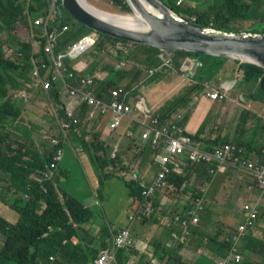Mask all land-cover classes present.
Instances as JSON below:
<instances>
[{
	"label": "trees",
	"instance_id": "1",
	"mask_svg": "<svg viewBox=\"0 0 264 264\" xmlns=\"http://www.w3.org/2000/svg\"><path fill=\"white\" fill-rule=\"evenodd\" d=\"M105 1L109 3V10L130 12L125 0ZM159 1L166 7L180 13H188L193 8H197L198 17L195 18V21L192 22V19L187 20L196 24V26L213 27L215 30L228 32L264 33V0H189L194 3V6L189 9L178 8L182 0L180 2L179 0ZM49 3L50 0H30L28 4L22 5L19 0H0V36L4 35V39H0V49L3 44H10L12 41H16L17 46L14 48V52L20 64L18 65L14 60L3 59L0 54V201L11 209L15 205L19 214L18 220L13 223L0 218V235L2 236L0 264H86L87 258H90L91 264H95L93 261L101 248L110 252L114 250L112 245H108L111 243L113 235L117 234V230L112 226L109 229L101 230L104 222L100 220V233H97L95 237L87 236V242H93L97 247L94 244L89 245L92 248L81 254L83 245L81 243L78 245L73 244L71 238L78 236L77 229L82 225H91L94 221L98 222V216L93 214L88 208H83L79 202L67 196L64 192H62V195L61 193L59 194V188L55 185L53 177L49 176L38 182L42 178L40 171L44 169V164L49 161V158L40 156L31 145H27L24 137L17 133L19 128L15 127L13 129V123L19 115L20 107L23 108L24 106L23 103L19 102V97L21 93H24L26 97L30 98L31 88L23 84L24 81L20 79L9 78L7 75L12 71L11 68L17 71L20 78L23 72L29 71L32 67L31 61L38 59L36 68H40L43 64L46 73L53 71V67L48 63L45 55L42 56L39 52H33L32 50V30L28 25L32 24L33 20L28 23L27 18L30 14L44 15L48 10ZM245 21L253 22L249 28L241 29L235 27V24ZM64 23L70 26V30L63 34V38H59L55 52L62 51L66 44L74 40L77 35V32H75L74 36L69 37V34L73 31L71 24L68 20H62L61 24ZM81 26L84 27L83 24ZM18 27L25 29L17 32L16 28ZM17 36H19V39ZM108 43L113 48L115 43L124 45L127 42L119 39H115V41L105 39L98 41L94 47L99 52L102 49L108 50ZM162 51V49L155 46L137 43L131 44L127 48L121 47L116 50V53L120 59L125 56L131 62L137 60L141 63L148 56H157ZM173 52L179 56H189L197 59L202 63V67L196 77H191V80L180 91L171 96L163 108L157 111L156 114L160 119H168L177 110L188 107L193 95L199 94L203 90L205 83L215 80L216 70L220 71L219 63L223 60L220 57L210 55H199L184 51ZM208 59L209 61H207ZM150 61L152 62L153 59H150ZM64 62L70 68L68 60ZM236 62L239 63L238 61ZM120 63L117 67L105 65L102 67L104 75L102 73L100 75L95 74V77L93 76L97 91L105 100L109 98L111 91L118 87L119 82L129 72V70H122ZM239 64L243 67L237 71L239 75L237 82L251 86L252 90L248 88L249 90L246 92L248 93L247 97L250 99L249 103L245 105L240 102L242 107L234 118L236 122L235 132L222 135L220 125H213V114L215 111L219 112L223 103L212 101L209 115L204 119L194 138L198 140V136L202 133L205 125L210 123L211 141L204 142V144L211 146L228 143H234L238 146L246 145L245 149L249 153L254 151L257 155L262 156L264 155V69L250 64ZM93 73L94 70L90 69L89 74L92 75ZM32 75L30 81L36 82ZM25 80L28 81V78H25ZM214 86L217 87V85ZM8 88H13L15 91L16 100L13 103L3 100ZM251 121H255L254 129L251 133L254 135V139L251 142L244 143L242 138L247 132L245 126ZM11 129L13 131H10ZM260 137L263 140L261 144L259 143ZM88 156L93 164L100 167H102L99 161L100 158L103 159L104 166L120 165L122 163L118 155H116L115 159H111L100 149L94 150L92 154L88 152ZM149 156L150 154L146 153L140 155L139 158L146 160ZM228 177H230V171L227 168H223L219 172L217 180H212V184L217 185L218 181H223ZM170 180L177 187H180L183 183V180L178 179L174 175L170 177ZM129 184H133V186L129 188ZM123 185L131 199L140 200L141 189L137 183L127 181L123 182ZM11 194L17 195L18 200H9L8 198ZM1 208L4 209L3 207ZM259 212L262 217L258 216ZM247 213L249 220L239 222L238 225L246 229L255 227L258 224V226H262L260 220L264 218V202H257ZM202 224L203 221H200L199 225ZM209 224L211 225V223ZM234 231L235 229L232 230V232ZM218 233L220 234L221 232L218 231ZM251 235L252 233L249 232L242 241L250 244L246 245V247H241L245 250L254 243L253 252H256L264 263V244L260 240L251 238ZM225 237L227 238L220 240L216 246V249H220L218 253L220 257L226 255L227 245L231 242V233H228ZM156 241L158 239L154 240V242ZM208 243L216 244V241L209 238ZM258 245L263 250H257ZM155 246H157L154 251V254L157 252L155 258L160 262L165 261L167 258L165 264H176L180 260L179 250L181 247L169 255L165 250L166 247L160 245V241L156 242ZM190 247L192 250L195 249L193 242H190ZM120 250L124 249L121 248L116 251L114 264H117L118 258L122 259L125 257L128 259V254L121 253L119 252ZM50 257L52 260H50ZM147 263L149 264V262ZM177 264L183 263L178 262ZM192 264H214V262L203 258L202 260L195 259Z\"/></svg>",
	"mask_w": 264,
	"mask_h": 264
},
{
	"label": "clouds",
	"instance_id": "2",
	"mask_svg": "<svg viewBox=\"0 0 264 264\" xmlns=\"http://www.w3.org/2000/svg\"><path fill=\"white\" fill-rule=\"evenodd\" d=\"M160 19H164V18L162 17ZM147 25H148V29L143 30L142 34H146L151 31L150 24L147 23ZM93 35H95V37ZM83 37L94 38V43H92L84 51H82L80 54H78L73 58L66 56L67 58H65L64 61L68 60V64L70 65V68L67 67L64 62V66L67 68V70L61 71L60 77L57 75L55 77H52L50 73H46L44 72V70H39L37 75L35 74L32 75L40 86V92H46V94L52 99H54V101L57 103L56 109H53L49 113L50 120L52 122L54 121V127L50 129H42L40 125L34 123L33 121L34 120L33 107L31 105H24L23 108L20 107L19 115L14 120L13 129L15 127L19 128V131H17V133H19L24 137V141L25 140L27 141L26 144L31 145L32 148L40 156L43 157L45 156L49 158V161L44 164L45 165L44 169L40 171L42 178L39 179L38 182H40L44 178H48L49 176H51L54 178L56 185L57 181L58 182L62 181L61 177L58 176V171L59 169H61L65 174L63 178L69 179V183L71 185V188L73 189V192H78L79 194H85L92 190L95 195V200L93 204L99 207H101V204L99 203L101 198L106 203H108L107 201L108 196L110 194H113L111 190H107L105 192L99 191L98 187L101 186L103 183H110L111 180L113 179L120 180L122 183L127 181H132L134 183H137V185L141 189L140 200L131 199L127 192L128 198H130L134 202L138 201V203L134 211L128 215L127 226L115 228L117 230V233L122 229L128 228L130 243H131L130 227L136 221L147 220V216L150 213L154 212L155 208L158 206V202L156 201L157 199L160 198L159 193L164 191L166 188L169 187L171 190L179 194L183 192L185 198H190V197L194 198L191 204L185 203L184 205H177V207L181 209V215L174 216L172 221L174 226H171L166 219L162 221V224L167 227V235L169 242H167V240L161 241V238L156 242L160 241V245H164L165 247H173L174 241H176L175 249H177L181 247L183 243H186L193 235L197 234L196 230L200 227L199 225L200 221L204 222L206 219L210 218L211 216L217 217L219 215V214L213 215L211 213L210 207L207 212H204V214L201 215L203 212L204 202H207L208 188L204 183L202 187L203 189H201V187L191 189V187H189V179L192 173H197L202 175L204 174L206 177L214 176L215 179L217 180V175L219 174V172L223 168H227L234 175L235 172H239L243 174L245 176L244 179L245 181L249 182L250 177L244 171L239 170L237 167L220 165L212 160L201 161V162L191 161L187 158L186 154H182V155H177L175 157L176 158L175 162L172 164L175 167L171 169L170 173L165 178L166 185L162 189L156 190L152 196L144 198V196L142 195V191L148 188L153 183V181L157 176V172L159 170L158 158L163 154L164 155L167 154L165 144L159 142V140L155 138L153 133H146L147 132L146 127L150 124L151 119L153 118L157 119V121L159 122L158 126L170 125V124L176 125L182 130L183 136L190 138L192 143L200 146L204 151L207 152L212 153L216 148L234 146L236 150H240V152H235V155L240 159V161H249V160L253 162L256 161L257 166L263 169H264V155L259 156L254 151H251L249 153L245 149L246 145L238 146L234 143H228V144H221V145L218 144L215 146H211L204 144V142H210L211 139L209 138L207 140H203L200 137L202 133L198 136V140H196L194 138V135L199 130L201 125L195 132H189L184 124L185 113L187 111H190L194 106L191 105V103L188 105V107L177 110L175 113L172 114V117H169L168 119L166 118L160 119L159 116L156 114L157 111L163 108L166 102L169 101L170 97L162 102L157 100L156 104L153 105L148 100L147 90L151 88V86L157 85L160 82H162L166 77H172L180 81L177 75L168 74V72L173 70H175L176 72L179 71L183 76L187 77V82H189L191 80L190 79L191 77H196V76H192L191 72L193 70L195 63L199 62L197 59L191 58L189 56H179L173 52V51H181V50H163L162 53L157 56H148L140 63L142 65V67H140L139 69L140 71L138 70L134 71L133 69H130L127 76L119 82L118 87L113 89L110 93L109 98L105 100L103 96L101 97L99 95L96 87V82L93 76L89 74L90 70L85 71L82 62L78 60L85 51H87L93 45L96 44L95 31L89 35H84L77 40L75 39L72 40L71 42L66 44V46L63 48L62 51H64L65 54L68 53L70 48L74 44L80 42L81 41L80 39H82ZM59 38L60 36H58L56 39L54 51L55 48L57 47ZM31 41H32L31 45L33 52L38 53L40 51V48L38 47L37 39L31 38ZM33 45L35 48L33 47ZM121 47L127 48V46L124 45H121ZM116 50L118 49H113L111 50V52L116 54ZM62 51L55 53H60ZM14 55L17 58L15 52ZM45 58L49 63L48 58L46 56ZM150 59H153V61L151 62ZM123 64H124L123 62L120 63L121 68L123 67ZM142 71H144L145 74L142 73ZM124 80H128L127 84L125 86H119L120 83L123 82ZM228 80L231 79L219 80L217 87L213 85V81L209 83H205L203 90L199 94L193 95L192 99L197 100L199 97H205L210 101H217L223 103L222 105L228 103L230 100L228 92L232 87L231 86L228 87L226 85H225L226 87H223L225 82ZM185 84L186 83L184 82L181 83L180 81V87L175 92H173L172 96L176 92L180 91V89ZM212 95H215V97L212 98L211 97ZM247 96L248 94L247 95L245 94L242 97L250 100ZM30 98L26 97L24 93H21L19 97V102L26 104L28 103ZM3 100L10 101L11 103H13V101L16 100V94L13 88H8L7 94ZM242 100L243 99L238 97L239 102H241ZM37 101L39 103L43 102L41 98H38ZM125 106H127L128 108L127 111L124 109ZM25 111H30L31 116L29 118H25L24 116ZM121 125L124 130L128 128L129 131L127 135L131 136V138L128 139L126 143L124 142V143H118L117 145H113L111 152H117L118 149L124 151L127 154L130 153L131 150L136 151L138 155L137 156L138 159L134 164H136L138 161L141 160L139 158L140 155L149 153L150 154L149 159L155 165L156 171L152 179L147 184H144L139 181L137 177V173L136 171H134L133 168L134 164L130 165L124 156H122V164H124L125 167L123 168L121 167L122 170L118 167L117 164L109 165V166L101 165L102 167L95 165L91 162L88 156V152L92 154V152L96 149H100L103 153L106 152L109 153L111 149V145L108 143V139L110 138L113 132H115L117 129L121 127ZM138 128L140 129L139 132L137 131ZM13 129H11L10 131H13ZM38 131H40L41 138L43 141L40 143L37 142L35 143L34 139ZM92 133H94V135L92 136V140L89 142L88 136ZM121 138H123L122 135ZM72 141L76 144V149L78 150V152L82 154L84 159H86L89 166L93 170L94 173L93 185H91L89 179L86 178L81 173L75 161H70L68 163V166H64L63 164L65 159V148L66 146L70 145ZM110 158L115 159L116 154ZM72 167H75L79 176H81L82 178L81 184L84 185L87 188V190L83 191V188H78L80 183H78L77 180L71 175L73 169ZM211 171L213 172L211 173ZM172 175H174L178 179L183 180V183L180 185V187H177L170 180V177ZM208 181L210 183L209 188L211 191H213L212 187L214 186L219 188L218 192L231 191L233 194L232 196L236 194V191H242L241 189L235 187L232 183L218 181V184H220V186H218V184L217 185L212 184V179H208ZM250 184L252 187L256 186L251 181ZM60 193L61 190L59 188V194ZM262 193H263L262 195L264 196V190ZM66 194L67 196L72 197L77 202H79L83 206V208H88L78 198H76L73 194L69 193L67 190H66ZM198 201L200 202L199 207H197ZM160 202L164 203L163 199ZM257 202H259V199L255 201L254 204H256ZM148 206H149V210L145 211V208ZM253 206L250 209H242L241 213L245 212L246 215L239 222L249 220L247 218L248 215L247 211H250L253 208ZM0 207L4 208V212H2L3 214L6 213L5 211H7L6 207L10 210H13L8 205H5L1 201H0ZM191 211L195 212V216L197 217L196 222H193V215L189 214ZM0 218L5 220L3 215H0ZM160 221L161 220H156L155 222H160ZM9 223H13V222H9ZM183 223H185V225H183ZM238 224L235 227V231L231 233V242L227 245L228 249L226 255H224L223 257H217L212 259L211 261L214 262V264L224 259L225 257L229 256L230 253L239 255L240 259L238 262L230 260L227 264L240 263V261L242 260V256L238 251V245L240 244L239 245L240 248L241 246L246 247V245L250 244L242 241L246 237V235L251 231H253L251 232L252 233L251 238L260 240L264 244V235L259 236L260 233L257 228L256 230H254L255 227H251L249 229L243 228L240 232L238 229L239 226ZM110 227L111 226L109 225L107 229H109ZM260 227H263V225ZM191 230L193 233L191 232ZM218 231L221 232L220 224L212 227V231L211 233L206 235L207 237L197 234L196 241L199 242V244L206 243L207 245H215L208 243V239L211 238L212 240L216 241V245H217V243L219 242V235H220ZM228 233H226V235ZM116 235H113V237L111 238V245L114 249L112 251L114 254V259L117 254L116 251L118 249L121 248L126 249V247L129 245V244L125 245L124 247L121 248L114 247L113 239ZM234 237L236 239H234ZM223 239L224 238H222V240ZM156 242L153 243L154 250L158 246V245L155 246ZM254 247L255 244L252 243L251 248L254 249ZM232 249L234 251H232ZM100 250H104V249L101 248ZM257 250H263V249H261V246L258 245ZM252 254L256 256V257L253 256L255 259L259 258L256 252H252ZM151 261L148 260L149 264H151ZM257 261H261V259L260 260L256 259V261L251 259L249 260L248 264H257Z\"/></svg>",
	"mask_w": 264,
	"mask_h": 264
},
{
	"label": "rangeland",
	"instance_id": "3",
	"mask_svg": "<svg viewBox=\"0 0 264 264\" xmlns=\"http://www.w3.org/2000/svg\"><path fill=\"white\" fill-rule=\"evenodd\" d=\"M30 0H19V2L24 5V4H28ZM89 5L99 9V10H103V11H109L111 13L114 14H119V15H126V14H132V11L130 10L129 13L126 12H122L119 10H109V3L105 0H85ZM52 0H50L49 6L51 5ZM194 3L190 2L189 0H182L179 4V9H189L190 7H193ZM49 8V7H48ZM55 8L57 10V17H58V21H62V20H68L71 24V28H72V32L69 34V37H72L75 35V32H77V35L74 37L75 40L79 39L80 37H82L83 35H89L92 32H94L92 29L87 28V27H83L81 26V24L75 20L63 7L61 4V0H56L55 3ZM197 8H193V10L191 12L188 13H180L177 11H174V14L179 17L182 18L184 20H190L192 19V22L195 21V18H197V13H196ZM39 15L38 14H30L27 18H28V23H30L32 20L36 19ZM253 21H245V22H240L238 24H235V27L237 28H249L252 25ZM194 24V23H193ZM196 25V24H194ZM29 28H31L32 33H31V37L33 39L36 38V35L40 34V28L34 24H29L28 25ZM206 27V26H203ZM213 28V27H212ZM17 32H21L23 31L25 28L23 27H18L16 28ZM70 30V29H69ZM66 33V32H65ZM96 43H98V41L101 40H109V41H115L114 38L109 37L107 35H104L102 33L96 32ZM64 34V33H63ZM63 34L59 35L61 38H63ZM17 38L19 39V36H17ZM0 39H4V35L0 36ZM127 42V41H126ZM132 43L127 42L124 44V46H131ZM96 45V44H95ZM95 45H93L90 49H88L87 51H85L82 56L78 59L82 62V65L84 66V70H90L93 69L94 73L91 76L95 77V74H102L104 75V72H102V67L103 66H111V67H117V65H119V63L122 61L123 67L121 68L122 70H130L133 69L134 71H140V67H142V65L140 64L139 61L135 60V62H131L129 61V58L123 56L121 59L118 57V54L111 52V50L113 49H119L121 47L120 43H115V46L112 48L111 44L108 43L107 47L108 50L102 49L100 52L98 50L95 49ZM17 46L16 41H12L10 44H3L1 46L0 49V54L1 57L3 59L5 58H10L14 61H16L18 63V59L16 58V56L14 55V48ZM34 47V45H33ZM35 48V47H34ZM39 53L44 56V52L43 49L40 48ZM209 61V59L207 60ZM37 62L38 59H33L31 61L32 63V67L30 68L29 71L27 72H23L21 74V77L19 78L17 71L14 70L13 68L12 71L7 75L9 78L12 79H20L22 81H24L23 84L28 85L31 88V92L29 93V96L31 97L30 100L28 101V103L24 104V105H31L33 107V116H34V123H37L38 125H40L42 127V129H50L52 127H54V121L52 122L50 120V116L49 113L53 110L56 109V102L54 101V99H52L51 97H49L46 92H40V86L37 82L33 81L31 82V75L33 74L36 66H37ZM18 65H20L18 63ZM220 71L216 70V75H215V80L213 81V85H217V81L219 80V78L222 76V74H226V72L228 73V75L226 76V79H231L225 82V85L228 87H232L230 89L229 93V98L232 99L236 94H243L246 93L249 89L245 86H234V84L238 81L239 79V75L237 73L238 69H242V65H240L239 63H237L236 61L233 60H226L223 59L220 63ZM97 72V73H96ZM142 73H144V71H142ZM145 74V73H144ZM168 74H174L177 75L178 78L180 79L181 83H188L187 82V77L183 76L179 71L176 72L175 70L168 72ZM29 75V76H28ZM24 76V77H23ZM23 77V78H22ZM25 78H28V81L25 80ZM169 82L168 84V88L169 90L167 91V93L165 94V96H170L173 92H175L179 87H180V81H178L177 79H173ZM128 80H124L123 82L120 83L119 86H125L127 84ZM161 96V93H158L156 95V98H159ZM38 98H41L43 100V102L39 103L37 101ZM193 101V102H192ZM198 100H194L192 99L189 104L191 103V105H194V108L196 107V103ZM152 102V101H151ZM153 102H156V100H154ZM128 128L126 130H124L122 128V125L119 129H117L115 132H113L110 136V138L108 139V143L111 145V149L110 152H106L105 155L107 157H113L115 154L119 156L120 160L122 161V156L125 157V159L128 161V163L130 165H133L136 160L138 159V155L136 151L131 150L130 153H125L124 151L118 149L117 152H111L113 145H117L118 143H126L128 141V139L131 138V136L127 135L128 133ZM137 131L139 132L140 129L138 128ZM94 135V133L90 134L88 136V141L90 142L92 140V136ZM121 135L123 136V138H121ZM42 138H41V134L40 131L37 132V135L35 136L34 142L36 143H40L42 142ZM101 165H103V159L100 158L99 159ZM118 167L121 169V167H125L124 164H117ZM129 167V166H128ZM72 172L71 175L77 180L78 183H80V185L78 186V188H83V191L87 190V188L81 184L82 178L81 176H79L77 170L75 169V167H72ZM117 169V168H116ZM122 170V169H121ZM144 171H147V178H146V182L150 181V179L154 176V173L156 171V167L154 165H151L150 167H146L145 165H141L139 167V171L136 170L137 172V177L140 178L142 176V173ZM235 175L244 180L245 176L239 172H235ZM207 179H212L214 180L215 177L214 176H208L205 177L202 181V183H205L208 191H207V202H204L203 205V212L201 215L204 214V212H206L207 207H210L212 210V213L215 211V209L219 210V215L217 216V219L220 223V229H221V234L220 236L222 238H226V233H232V230L235 229L236 225L238 224V222L243 219V217L246 215L245 212H242V209H250L254 202L257 201L259 198L263 197V190L260 188H257L256 186H254L250 191H249V187H246L244 190L242 191H236V194L234 196H232V192L231 191H223V192H217L214 193L213 191L210 190L209 185H207L206 180ZM250 184V180L248 182V185ZM56 185L60 188L61 190V195L62 192H64L66 194V185L63 182H58L56 183ZM133 186V184H129V188ZM99 191L101 192H105L107 190H111V192L113 194H110L107 198L108 201V206H110L109 211L104 215L102 211H99L98 209H96L94 204H87L88 209L95 214L96 216H98V220H101L104 222L103 226L101 227V230H104L105 228H107L110 224H114V226L120 228V227H126L127 223H128V215L131 213L130 211V206L137 204L138 201H132L130 198L128 197H124V201L122 202V200H119V196H121V194L123 192H127L126 188L124 187L123 183L120 180L117 179H113L111 180L110 183H103L101 186L98 187ZM67 195V194H66ZM160 198L157 199L156 202H158V206L155 208V211L150 213L147 216V223L149 225H152V223L155 220H167V222L171 225L174 226L173 224V218L175 215H181V209L177 207V205H184L186 204H191V202L194 200V198L190 197V198H185L184 197V193L181 192L180 194L171 190L169 187L166 188L164 191H162L161 193H159ZM11 201H16L18 200V196L17 195H13L11 194V196L8 198ZM163 199L164 203H160V201ZM7 211H5L6 213L3 214L2 211H0V215H3V217L5 218V220L9 221V222H14L17 220V218L19 217V214L17 213V207L14 205L13 206V210H10L6 207ZM119 209V210H118ZM205 209V211H204ZM4 211V209H3ZM258 216H261V213H258ZM261 224L263 225V227H260L258 225L255 226L256 228L259 230V236L264 235V218H262L261 220ZM111 226V225H110ZM92 233H96V229L91 230ZM253 232V231H251ZM80 240V239H78ZM77 240V244L75 243V245L78 244H82V250H81V254H83L84 252L86 253L88 250H90L92 248V245L94 244L93 242H87V238L83 239L82 241H78ZM2 242V236L0 235V244ZM84 242H87V244H84ZM111 245V243H110ZM240 245V244H239ZM238 245V251L242 256V260L240 261V263L238 264H248L249 260L253 259L256 261L260 260V258H254L253 257V249L248 246V249H243L242 247L239 248ZM95 247H97V245L94 244ZM176 246V241H174V245L173 247H166L165 250L169 253V255H171V253L175 252ZM100 251V250H99ZM98 251V252H99ZM210 251V252H209ZM206 250L202 247H199L196 250V258H200V260H202L203 258H208L210 260L216 258L218 256V253L220 251V249H213V250ZM119 252L121 253H126V250H120ZM98 254V253H97ZM97 256V255H96ZM140 256V262L136 263V264H148L146 262V254L144 252H140L139 253ZM180 260L178 262H181L183 264H191L193 262V254L192 252L189 253H185V255H181L179 254ZM190 257V258H189ZM86 264H91L90 263V258H87L86 260ZM177 262V263H178ZM176 263V264H177ZM262 261H257V264H262ZM174 264V263H171Z\"/></svg>",
	"mask_w": 264,
	"mask_h": 264
},
{
	"label": "crops",
	"instance_id": "4",
	"mask_svg": "<svg viewBox=\"0 0 264 264\" xmlns=\"http://www.w3.org/2000/svg\"><path fill=\"white\" fill-rule=\"evenodd\" d=\"M170 9H172V8H170ZM227 75H228L227 72H226V74H222V76L220 77V80H227L226 79ZM171 78L172 77H166V78H164V80L162 82L155 85L154 88H152V89L149 88L147 90V97H148V100L150 101V103H152L154 105V104H156L157 100L162 102V101H164V100H166L172 96L173 93L170 96H165V94L169 90L168 84L172 80ZM241 86H245L247 88H250V90H252V87L249 85H245V84L241 83ZM155 90H157V92L153 93V91H155ZM158 93H161V96L159 98H156V95ZM244 94L247 95L248 93H244ZM240 96L242 97L243 94H239V95L236 94L232 99L229 100L228 103H225L224 105H222L220 107L219 112L215 111L213 114V119H214L213 125L214 126L220 125V127L222 128V130H221L222 135L233 134L235 132L234 127L236 126V122L234 121V118L237 115L238 111L242 107L241 103L247 105L250 101V100H247L245 102L242 100L240 103L238 101V97H240ZM154 100H156V102H153ZM197 100L198 101L195 102L196 107L194 108V106H193L190 111H187L185 113L184 124H185L186 129L189 132H195L199 128V126L203 123V121L207 117V115H209V112H210L211 107H212V101L208 100L205 97H199ZM24 116H25V118H29L31 116L30 111H25ZM254 124H255V121H251V122L246 124L245 127H246L247 132L244 134V136L242 138L244 143L249 142L248 136L252 133V130L254 129ZM210 128H211V124L207 123L205 125L203 132H202V135L200 136L203 140H207V139L211 138ZM262 141L263 140L260 137L259 143L261 144ZM70 161H75V163L78 165V168L81 171V173L86 178H88L90 184L93 185L94 184L93 170L89 166L86 159H84L82 154H80L78 152V150L76 149V144L73 141L70 145L66 146V148H65V159H64V163H63L64 166H68V163ZM141 165H145L146 167H150L151 165H154V164L150 161L149 158L146 160L141 159L136 164H134V166H133L134 171H136V170L139 171V167ZM64 175L65 174H64L63 170L59 169L58 176L61 177V180H62L60 182H63L66 185V190L69 193L73 194L76 198H78L85 206H87V204H93L94 203L95 195H94L92 190L89 191L88 193H85V194H79L78 192H73V189L71 188V185L69 183V179L68 178L64 179L63 178ZM147 177H148L147 171H144L142 173V176L138 179L140 182L147 184V183H149V181L146 182ZM205 177L206 176L204 174L202 175V174L192 173L190 176V179H189V187H191V189L192 188H200V187H201V189H203L202 187H203L204 183H202V181ZM223 182L232 183L235 187H237L238 189H241V190H244L246 187H249V191L251 190V184L248 185V181L239 179L237 176H235L231 172H230V177L224 179ZM206 183H207V185L210 184L208 179L206 180ZM218 186H220V184H218ZM212 188H213L214 193L218 192V189H219L218 187L214 186ZM125 196L128 197L127 192H123L121 194V196H119V200H122V202H123ZM259 201L264 202V196L262 198H259ZM99 203L101 204V207H99V206H95V207L99 211H102L103 214L105 215L109 211L110 206H108V204L102 198L99 201ZM136 205L137 204L130 206L131 213L134 211ZM208 210H209V207H207L206 212ZM210 210H211V208H210ZM0 211L4 212L1 207H0ZM211 213H212V210H211ZM212 214L213 215L219 214V210L215 209V211ZM209 223H211V225ZM100 224H101V221L98 220V222L94 221L91 225L85 224V225L81 226L80 228H78L77 229L78 236L73 237L71 239L72 243L73 244L77 243L78 239H80L78 241H82L83 239L87 238V236L95 237V235L97 233H100ZM218 224H220V223H219L217 217L211 216L210 218L206 219L202 225H200V227L196 230V233L201 235V236L207 237L206 235L211 233L212 227L217 226ZM110 225L113 228H117L116 226H114V224H110ZM94 229H96V233L91 232V230H94ZM197 234L193 235L186 243H183L181 245L180 250H179V254H181V255H185V253L192 252V254H193L192 260L193 261L195 259L200 260L199 257L196 258V250L199 247H202V248L209 251V250L216 249V246H217L216 244L215 245H207L206 243L199 244V242L196 241V235ZM130 237H131V243L126 247V249H124L127 251L126 253L128 254V259L125 257L122 259L116 258L117 264H136V263H139V261H140L139 253L140 252H144L146 254V262H148V260H150V261L152 260L151 264H165L167 258L163 262H160L157 258H155V255H157V252H156V254H154L155 250H154V244H153L155 239L159 240L160 238H161V241L167 240V242H169L168 235H167V227L162 224V220L160 222L154 221L152 223V225H149L147 223V220L136 221L130 227ZM104 239H105V237H104ZM220 240H222V237L219 235V241ZM190 242H193L194 247H195L194 250L191 249ZM84 244L88 245L87 242H84ZM108 246H111V245L109 244ZM253 256H255V255L253 254ZM217 257H220V256H217ZM205 259H208V258H205Z\"/></svg>",
	"mask_w": 264,
	"mask_h": 264
},
{
	"label": "water",
	"instance_id": "5",
	"mask_svg": "<svg viewBox=\"0 0 264 264\" xmlns=\"http://www.w3.org/2000/svg\"><path fill=\"white\" fill-rule=\"evenodd\" d=\"M131 11L137 9L151 31H124L95 16L85 0H61L62 7L78 22L93 31L132 44H147L162 50L210 55L234 60L264 69V33L228 32L212 27L196 26L177 17L159 0H125ZM164 19H160V18ZM202 63H195L191 72L197 76ZM245 102L247 98L241 97Z\"/></svg>",
	"mask_w": 264,
	"mask_h": 264
},
{
	"label": "built area",
	"instance_id": "6",
	"mask_svg": "<svg viewBox=\"0 0 264 264\" xmlns=\"http://www.w3.org/2000/svg\"><path fill=\"white\" fill-rule=\"evenodd\" d=\"M56 0H52L47 12L44 15L38 16L32 21V24L40 28V34L36 35L38 47L43 49L45 56L49 60V64L53 67V71L50 72L52 77L61 76V71L67 70L64 66V59L66 56L73 58L84 51L88 46L94 43V38L83 37L81 41L74 44L68 53L64 51L55 53L54 47L56 44L57 37L67 32L70 27L62 21H58L57 10L55 8ZM39 70H44L45 67L42 64L40 68H36L34 73L38 74ZM223 87H226L225 84ZM212 98L215 95L211 96ZM221 98V96H220ZM127 111V106L124 107ZM159 122L157 119H151L150 124L146 127V133H153L155 138L159 142L164 143L166 147V155H162L158 158L159 170L153 183L142 191L144 198L150 197L156 190L162 189L166 185L165 178L170 173L171 169L174 168L172 164L175 162L177 155L186 154L187 158L191 161H215L220 165H228L230 167H237L239 170L244 171L249 177L250 181L254 183L258 188L264 190V169L257 166L256 161H240L235 155L236 150L234 146H226L224 148H216L212 153L204 151L200 146L192 143L191 139L182 135V130L174 124L158 126ZM213 171H211L212 173ZM199 201L197 207H199ZM149 210V206L145 208V211ZM189 214L193 215V222L197 221L195 212L191 211ZM185 225V223H183ZM244 227L239 225L238 229L241 230ZM234 239H236L234 237ZM130 244L129 230L128 228L120 230L113 239V246L116 248L124 247ZM232 251H234L232 249ZM52 258L50 257V260ZM240 259L239 255L230 253L229 256L218 261L216 264H227L230 260L238 262ZM114 254L107 249L100 250L94 259L95 264H113Z\"/></svg>",
	"mask_w": 264,
	"mask_h": 264
},
{
	"label": "bare ground",
	"instance_id": "7",
	"mask_svg": "<svg viewBox=\"0 0 264 264\" xmlns=\"http://www.w3.org/2000/svg\"><path fill=\"white\" fill-rule=\"evenodd\" d=\"M92 12L95 16L117 29L124 31H143L148 29L145 19L137 9L133 10L132 14L126 15L114 14L109 11L99 10L95 7L92 8Z\"/></svg>",
	"mask_w": 264,
	"mask_h": 264
},
{
	"label": "flooded vegetation",
	"instance_id": "8",
	"mask_svg": "<svg viewBox=\"0 0 264 264\" xmlns=\"http://www.w3.org/2000/svg\"><path fill=\"white\" fill-rule=\"evenodd\" d=\"M93 36L95 37V35H93ZM234 86H238V87H240L241 84H240V83H235ZM154 87H155V85L151 86L150 89H152V88H154ZM155 92H157V90L153 91V93H155ZM253 139H254V135H253V134H250V135L248 136V140H249V142L253 141Z\"/></svg>",
	"mask_w": 264,
	"mask_h": 264
}]
</instances>
